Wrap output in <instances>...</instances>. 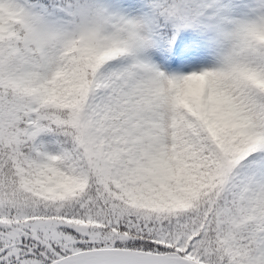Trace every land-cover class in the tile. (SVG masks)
<instances>
[{"label": "snow or ice", "instance_id": "6c2138e0", "mask_svg": "<svg viewBox=\"0 0 264 264\" xmlns=\"http://www.w3.org/2000/svg\"><path fill=\"white\" fill-rule=\"evenodd\" d=\"M0 264H264V0H0Z\"/></svg>", "mask_w": 264, "mask_h": 264}]
</instances>
